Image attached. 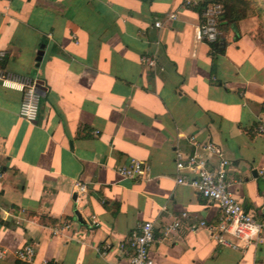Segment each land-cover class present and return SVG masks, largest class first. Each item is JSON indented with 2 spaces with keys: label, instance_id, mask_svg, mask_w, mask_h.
<instances>
[{
  "label": "crops",
  "instance_id": "obj_1",
  "mask_svg": "<svg viewBox=\"0 0 264 264\" xmlns=\"http://www.w3.org/2000/svg\"><path fill=\"white\" fill-rule=\"evenodd\" d=\"M191 1L0 0L3 67L36 79L42 93L27 122L20 91L0 84V264H21L14 252L25 244L37 262L128 264L116 245L145 220L154 264H264V232L249 244L225 235L233 248L207 226L191 229L214 224L218 206L175 182V150L190 153V137L212 141L229 161V191L264 218L257 17L220 29L213 50L195 38L201 0ZM130 159L143 161V175L116 172ZM75 181L86 185L78 207ZM91 215L98 225L88 230ZM173 218L180 226L165 234ZM65 220L71 228L52 235Z\"/></svg>",
  "mask_w": 264,
  "mask_h": 264
},
{
  "label": "built area",
  "instance_id": "obj_2",
  "mask_svg": "<svg viewBox=\"0 0 264 264\" xmlns=\"http://www.w3.org/2000/svg\"><path fill=\"white\" fill-rule=\"evenodd\" d=\"M186 4L193 3L185 0ZM198 4V2H194ZM222 13V5L219 2H209L201 11L200 23L195 31V38L209 44L220 39L219 17ZM174 18L175 14L168 15ZM155 27H160L159 20L154 21ZM6 53L0 50V84L5 88L20 91L21 100L19 103L18 115L27 122H34L39 112L40 83L34 78L15 74L1 66ZM141 62L148 66L155 67V56L142 55ZM258 133L264 132V125L256 127ZM193 150L185 153L179 149L175 150L174 164L177 171L175 182L177 184L192 187L200 196L215 202L219 209L217 221L214 224H206L204 221L191 224V229L207 226L212 236L218 242L236 247V244L229 242L225 235H230L246 244L258 241L264 232V218L257 219L250 211L245 210L241 202L229 191L230 182L227 178V165L229 161L224 158L218 147L212 141H201L190 137ZM147 167L143 161L130 159L128 162L116 166V172L124 177L137 178L145 172ZM264 176V167L260 169ZM3 171L0 168V177ZM74 191L77 194L75 203L80 202V195L86 192V185L80 181L74 182ZM185 216V213L182 214ZM88 230L98 225L97 219L91 215L88 220ZM180 226V219L173 218L164 226V233L176 231ZM71 228V220L57 223L51 229L52 235H57L63 230ZM80 234V233H79ZM76 237L80 238L78 234ZM157 240L154 233V224L150 220L140 222L136 228L131 230L127 236L118 242L116 249L121 257L127 260L128 264H154L150 255V246ZM106 247H102V253ZM16 258L21 264H48L46 260L37 262L35 249L31 244H25L15 250Z\"/></svg>",
  "mask_w": 264,
  "mask_h": 264
},
{
  "label": "trees",
  "instance_id": "obj_3",
  "mask_svg": "<svg viewBox=\"0 0 264 264\" xmlns=\"http://www.w3.org/2000/svg\"><path fill=\"white\" fill-rule=\"evenodd\" d=\"M219 2L222 5V13L219 17V29L226 28L229 25H236L239 20L247 17L245 14L244 9L241 10L242 4H246L245 0H201L196 8L198 9L199 13L205 8L207 3L209 2ZM219 41L214 42L211 44V48L213 50H219ZM3 61L1 62V66H3Z\"/></svg>",
  "mask_w": 264,
  "mask_h": 264
},
{
  "label": "rangeland",
  "instance_id": "obj_4",
  "mask_svg": "<svg viewBox=\"0 0 264 264\" xmlns=\"http://www.w3.org/2000/svg\"><path fill=\"white\" fill-rule=\"evenodd\" d=\"M246 4H242L241 10L247 17L255 16L256 21V35L264 41V0H245Z\"/></svg>",
  "mask_w": 264,
  "mask_h": 264
},
{
  "label": "water",
  "instance_id": "obj_5",
  "mask_svg": "<svg viewBox=\"0 0 264 264\" xmlns=\"http://www.w3.org/2000/svg\"><path fill=\"white\" fill-rule=\"evenodd\" d=\"M39 93L42 94L40 89H39ZM73 197H75V194H74ZM75 215H76L77 220H78L79 222H84L83 219L81 218V215H80L77 211L75 212Z\"/></svg>",
  "mask_w": 264,
  "mask_h": 264
}]
</instances>
